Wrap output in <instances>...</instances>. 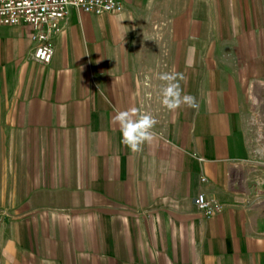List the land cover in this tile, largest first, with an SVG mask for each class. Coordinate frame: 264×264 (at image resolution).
I'll use <instances>...</instances> for the list:
<instances>
[{"label":"crops","instance_id":"1","mask_svg":"<svg viewBox=\"0 0 264 264\" xmlns=\"http://www.w3.org/2000/svg\"><path fill=\"white\" fill-rule=\"evenodd\" d=\"M123 4L70 8L48 64L0 26V264H264V0ZM165 73L196 108L162 105Z\"/></svg>","mask_w":264,"mask_h":264},{"label":"built area","instance_id":"2","mask_svg":"<svg viewBox=\"0 0 264 264\" xmlns=\"http://www.w3.org/2000/svg\"><path fill=\"white\" fill-rule=\"evenodd\" d=\"M70 8L84 13H118L124 8L123 0H0V26L26 23L32 28L31 39L35 45L31 58L48 64L53 55L50 31L60 29ZM194 204L206 215L219 212L223 205L212 197L198 194Z\"/></svg>","mask_w":264,"mask_h":264},{"label":"clouds","instance_id":"3","mask_svg":"<svg viewBox=\"0 0 264 264\" xmlns=\"http://www.w3.org/2000/svg\"><path fill=\"white\" fill-rule=\"evenodd\" d=\"M159 78L166 82L162 89L161 101L166 109L175 111L182 105L189 108L197 107L195 97L182 95L179 84L174 82L176 80L174 75L165 73ZM112 120L119 127L121 143L134 153L142 151L143 145L150 143L156 136L153 131L156 119L150 114H140L135 107L117 112Z\"/></svg>","mask_w":264,"mask_h":264}]
</instances>
